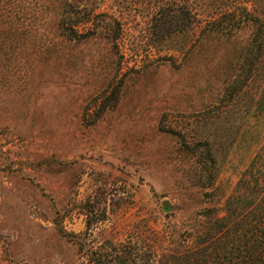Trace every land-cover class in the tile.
Instances as JSON below:
<instances>
[{
    "label": "rangeland",
    "instance_id": "rangeland-1",
    "mask_svg": "<svg viewBox=\"0 0 264 264\" xmlns=\"http://www.w3.org/2000/svg\"><path fill=\"white\" fill-rule=\"evenodd\" d=\"M263 231L264 0H0V264H236Z\"/></svg>",
    "mask_w": 264,
    "mask_h": 264
},
{
    "label": "trees",
    "instance_id": "trees-1",
    "mask_svg": "<svg viewBox=\"0 0 264 264\" xmlns=\"http://www.w3.org/2000/svg\"><path fill=\"white\" fill-rule=\"evenodd\" d=\"M165 17L171 22L181 23L188 22L191 18L188 9L182 6H179L178 10L176 11H169V14H165ZM180 29L182 30L183 28L180 26ZM236 264H264V231L262 232L261 236H258L255 245L252 243V245L249 246L247 249V256H242Z\"/></svg>",
    "mask_w": 264,
    "mask_h": 264
},
{
    "label": "water",
    "instance_id": "water-1",
    "mask_svg": "<svg viewBox=\"0 0 264 264\" xmlns=\"http://www.w3.org/2000/svg\"><path fill=\"white\" fill-rule=\"evenodd\" d=\"M169 206V204L167 202L163 203V208H167Z\"/></svg>",
    "mask_w": 264,
    "mask_h": 264
}]
</instances>
